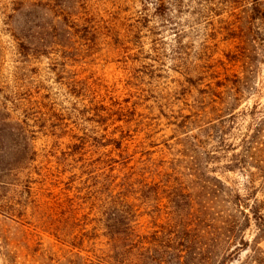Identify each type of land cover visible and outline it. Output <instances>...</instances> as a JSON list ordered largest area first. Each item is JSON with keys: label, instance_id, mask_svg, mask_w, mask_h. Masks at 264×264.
Here are the masks:
<instances>
[{"label": "rangeland", "instance_id": "1", "mask_svg": "<svg viewBox=\"0 0 264 264\" xmlns=\"http://www.w3.org/2000/svg\"><path fill=\"white\" fill-rule=\"evenodd\" d=\"M170 1L162 0L165 6L158 12L154 8L142 11L130 2L122 15L125 25L119 29V43H98L90 49H78L79 55L72 59L55 55L29 60L7 55L0 59V120L9 118L10 122H16L28 118L25 135L36 138L32 144L40 154L37 165L44 164L41 155L59 154L69 144L67 136H81L79 130L84 128L91 139L122 140L120 150L88 148L85 158L112 159L108 170L119 174V178L128 174L136 182L163 187L169 176L162 170L173 158L170 154L180 148L176 145L182 139L177 126L182 117L194 112L191 108L198 105H194V100L207 84L198 86L201 82L197 74L204 79L223 74L220 69L224 63L227 66L229 59L263 44L258 25H253L247 12L252 0H181V5L169 6ZM13 50L10 44L4 45L3 52ZM255 53L251 58L259 60ZM250 72L246 101L221 126L227 133V152L223 153L221 163L212 167L217 171L213 176L219 177L220 172L226 182L225 198L230 201L216 208L220 218L224 213L225 217L236 214V202L243 204L251 193L264 210L259 183L254 191L247 189L251 187L248 175L264 173V64L251 67ZM104 87L109 90L106 101L117 107L123 121L105 125L83 122L85 118L92 119V114H82L101 102L104 92L96 95L95 91ZM221 115L216 113L214 117ZM43 122L48 129L34 133L38 130L35 125ZM211 123L219 125L217 120ZM59 126L62 131H54ZM196 132L193 128L189 135ZM58 134L62 138H57ZM254 135L257 138L251 145ZM247 147L252 148L251 152L243 154ZM105 169L96 173H104ZM70 176L73 184L68 185ZM78 177L77 172L67 174L60 177L58 187H52V179L46 180L43 175H13L9 182L14 185H0V206L7 210V213L0 210V264H66L72 249L61 246L41 231L38 222L43 216L58 214L55 197L61 190L65 189L70 198L90 192L79 183L86 177L80 180ZM23 188H31L28 202L34 207H28L25 213L17 211V216L11 215L8 210L13 205L18 209L26 204L25 197H21ZM153 194L146 190L138 196L154 198ZM162 194L163 191L161 199L156 195L157 200L135 202L131 228L145 241L159 240L155 233L169 224V232H175L177 210L163 200ZM78 212L80 219L75 224L80 227L75 232H80L86 223L90 230L96 216L90 214L87 218L82 216L86 211ZM234 219L236 228L244 227V240L249 245L243 248L238 241L225 247L233 253L226 264H264V237L259 238L256 223L246 224L240 214ZM135 246L133 243L131 264L161 263V253L140 255ZM220 250L226 252L222 247ZM92 251V244L84 245L79 264H98ZM173 253L168 255V262L174 259Z\"/></svg>", "mask_w": 264, "mask_h": 264}, {"label": "trees", "instance_id": "2", "mask_svg": "<svg viewBox=\"0 0 264 264\" xmlns=\"http://www.w3.org/2000/svg\"><path fill=\"white\" fill-rule=\"evenodd\" d=\"M161 1L0 0V59L7 55L24 60L48 58L51 55L72 59L79 55L78 49H90L98 43H119V29L125 25L122 15L129 8L128 4L132 2L142 11L154 8L158 12L165 6ZM181 3V0H171L168 5L177 6ZM247 12H250L253 25H258L263 44L261 48L245 50L249 56L245 53L237 54L229 59L227 66L224 63L220 69L224 71L223 74L216 73V76L209 79H204L200 73L197 74L201 82L198 86L207 84L194 100V105L198 104L191 108L194 112L182 117V122L177 126L182 139L176 145L180 148L170 154L173 158L162 170L169 176L163 187L159 184L151 186L152 184L143 181L136 182L131 175L125 173L119 178V174L108 170L112 159L108 160L102 156H97L95 160L85 158L88 148L97 151H104L109 147L112 150H120L122 140L91 139L82 128L79 130L81 136H67L69 144L59 154L48 152L41 155V163L50 166L48 168L44 167V164H36L40 157L32 144L36 138L29 139L25 135L26 128L29 127L26 123L28 118L24 117L16 122H10L9 118L0 120V185H14L9 182V177L13 175H43L46 180L52 179V187H58L60 177L67 174L77 172L80 178L86 177L83 181L78 177L79 183L84 189H90V192L70 198L64 192L65 189L61 190L55 197L58 214L43 216L38 222L41 231L52 236L61 246L72 249L66 264H79L82 259L80 252L84 251V245L87 244H92V252L98 264H131L133 243L140 255L142 252L155 256L161 253V263L158 264H226L233 253L227 252L225 247L229 248L238 241L242 243L243 248L249 245L244 240V227L236 228L234 218L237 214H240L248 225L254 221L259 238L264 237V210L253 197V193L247 195L243 204L236 202V214L225 217L224 213L223 218H220L216 208L225 206L224 204L230 201L225 198L226 182L222 180L220 172L219 177L213 176L217 171L212 168L221 163L223 153L227 152V133L221 126L225 124L226 119L233 117V111L246 101L245 93L250 89V68L264 64V0H252ZM5 44H10L13 52H3ZM253 53L260 59H252ZM102 89L93 92L96 95L101 92L104 94L98 105L84 111L82 116L85 113L92 114V119L85 118L83 122L89 124L91 121L97 125H105L110 121L122 122L123 119L116 112L117 107L106 101L108 87ZM216 113L222 115L214 117ZM216 120L219 125L211 123ZM35 127L38 130L34 133H44L48 129L46 122ZM193 128L197 132L189 135ZM57 129L62 131L60 126L54 131ZM61 135L56 137L60 139ZM256 138L255 135L251 137V145ZM251 150V147H247L243 154H249ZM218 154L219 156H216ZM104 168H107L106 173L104 172L107 175L96 173ZM248 177L251 187L247 189L254 191L255 184L259 183L264 196V173L250 174ZM72 178L68 177V185L73 184ZM30 189L23 188L21 197H25L26 204L19 205L18 209L13 205L8 210L11 215L17 216V211L22 210L20 213H25L28 207H34L28 202ZM146 190L153 192L154 198L138 196ZM161 191L163 200L177 210L174 215L175 232H169V224L155 233L159 240L145 241L131 228L136 214L135 202L143 199L157 200L156 195L161 199ZM51 197L49 194L48 199ZM78 209L86 211L83 217L88 218L90 214L96 216L95 220H92L93 223L91 222L90 230H87L89 223H86L84 228H80V232H75L80 227L75 224L80 219ZM0 210L7 213L2 206ZM221 247L226 252H222ZM171 252H174V259L168 262L167 257Z\"/></svg>", "mask_w": 264, "mask_h": 264}]
</instances>
